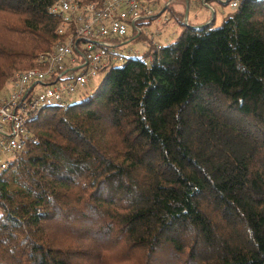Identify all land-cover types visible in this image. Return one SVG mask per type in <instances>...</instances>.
Here are the masks:
<instances>
[{"label":"trees","instance_id":"16d2710c","mask_svg":"<svg viewBox=\"0 0 264 264\" xmlns=\"http://www.w3.org/2000/svg\"><path fill=\"white\" fill-rule=\"evenodd\" d=\"M54 2L0 0V95L62 39ZM214 20L28 122L0 264H264V0Z\"/></svg>","mask_w":264,"mask_h":264},{"label":"built area","instance_id":"2783aa9c","mask_svg":"<svg viewBox=\"0 0 264 264\" xmlns=\"http://www.w3.org/2000/svg\"><path fill=\"white\" fill-rule=\"evenodd\" d=\"M162 0H55L49 13L61 20L62 36L52 51L36 59L37 67L15 74L9 90L0 95V172L21 153L27 142L28 122L45 108H65L70 99L82 92L101 72L123 65L137 52L121 47L129 35L143 34L141 27L156 15ZM211 8L215 2L230 10L239 0H186ZM212 10V13L214 9ZM162 15V13H161ZM169 21L164 17V22ZM158 34V36H157ZM145 35L154 43L160 33Z\"/></svg>","mask_w":264,"mask_h":264},{"label":"rangeland","instance_id":"374dc122","mask_svg":"<svg viewBox=\"0 0 264 264\" xmlns=\"http://www.w3.org/2000/svg\"><path fill=\"white\" fill-rule=\"evenodd\" d=\"M159 4L160 5H158L155 9V15H157V17L148 22L149 24L143 25L141 27L143 34L139 37V39L136 41L134 39L130 42L127 41V44L124 47H121L124 56L128 55L127 52L130 49L134 52H137L139 56L145 54L148 50V44L150 43L145 35L149 33H160L159 37L154 41V43L165 46L173 42L180 33L179 22H182L190 28L206 25L212 19V10L209 9L213 8L215 11V20L213 26L218 27L221 25L223 13L230 11L228 5L222 6L215 2L209 3V6L211 7L209 9L203 7L202 5L193 4L191 2H189V8L186 9V5L182 0H162L159 2ZM164 17L169 18L167 23L164 22ZM176 19L178 21H176ZM104 74L105 72L99 73L97 77L93 79L91 84L88 85L82 92L76 93L70 99V102L79 101L83 95L91 93L92 90L95 89L101 82ZM2 92L3 91H1V93Z\"/></svg>","mask_w":264,"mask_h":264},{"label":"crops","instance_id":"0c3cea01","mask_svg":"<svg viewBox=\"0 0 264 264\" xmlns=\"http://www.w3.org/2000/svg\"><path fill=\"white\" fill-rule=\"evenodd\" d=\"M182 1H184V4L186 5V9L189 8V7H188V6H189V3H187L186 0H182ZM188 12H189V11H188Z\"/></svg>","mask_w":264,"mask_h":264}]
</instances>
